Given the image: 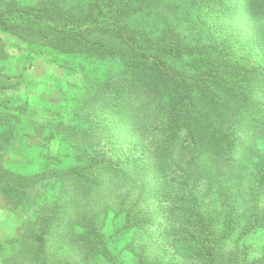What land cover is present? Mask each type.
Masks as SVG:
<instances>
[{
    "label": "rangeland",
    "instance_id": "obj_1",
    "mask_svg": "<svg viewBox=\"0 0 264 264\" xmlns=\"http://www.w3.org/2000/svg\"><path fill=\"white\" fill-rule=\"evenodd\" d=\"M95 1L0 0V6H58L80 13ZM151 9L146 20L134 18L133 27L149 26L148 19L158 17L182 45L202 49L198 56L167 57L191 79L195 65L199 71L219 49L262 69L252 80L230 73L219 77L223 82L247 78L242 85L249 92L243 97L210 82L211 93L196 92L200 113L236 136L234 163L219 158L220 136L215 139L198 125L197 151L184 134L171 140L168 134L177 121L169 120L172 94L160 93L155 80L138 81L143 85L138 105L129 98L130 104L119 105L114 94L127 93L136 84L129 82L133 74L119 58L60 52L42 45L34 31L11 34L0 26V113L13 116L9 127L0 125V171L37 179L16 206L0 192V264H17L26 248L23 227L49 217L50 206L58 203L50 236L69 232L83 243L95 236L90 233L95 225L107 243L106 253L75 264H141L142 258L148 264H201L182 242L185 233H193L179 214L189 182L198 184L205 204L236 201L240 217L250 214L257 174L264 168V0H156ZM149 80L161 100L150 95ZM98 156L109 164L95 168ZM74 169H82V178ZM86 174L92 180L88 189L80 187ZM259 207L264 213V188ZM218 228L223 229L222 223ZM55 244L48 250L50 258L60 249ZM243 251L249 262L264 264V226L248 235L242 226L236 228L224 255ZM66 256L65 263L71 264L72 256ZM54 262L60 264L58 258Z\"/></svg>",
    "mask_w": 264,
    "mask_h": 264
},
{
    "label": "trees",
    "instance_id": "obj_2",
    "mask_svg": "<svg viewBox=\"0 0 264 264\" xmlns=\"http://www.w3.org/2000/svg\"><path fill=\"white\" fill-rule=\"evenodd\" d=\"M197 1L191 0L193 4ZM155 3L156 0H96L85 12L80 13H73L58 6L33 9L7 3L0 6V26L11 34L20 35L21 31H34L42 45H48L60 52L87 53L103 59L108 56L119 58L133 74L129 82L136 83L128 87L127 93L114 94L119 105L130 104L126 101L127 98L131 99V104L138 105L141 102L140 86H143L139 83L140 80L144 77L155 80L154 88L159 89L160 93L172 94L169 104L172 108L168 110L169 120L173 123L172 118H177V121L173 123L168 134L172 137L171 140L184 134L185 142L193 151H197L195 126L198 125L209 136H214L215 139L220 136V143L216 147L219 158L227 165H232L237 150L236 136L224 132L213 119L200 113L196 104L198 103L196 92L211 93L212 83L226 85L235 94L243 97L249 92V89L242 85L247 82V78L242 81L238 77H230L229 82H223L219 77L230 73V76H249V80H252L254 76L262 73V69L245 63L242 58L238 60L234 55L232 59L219 49L217 56L214 54L213 58L203 60L204 64L199 71L195 65L197 74L195 79H191L190 73L171 65L167 57L180 59L184 54L198 56L202 49L182 45L174 29L162 28L158 17L148 19V22H152L149 26L132 25L134 18L139 20L142 17L146 20L144 15L150 17L151 8ZM149 81L152 84L149 88L150 95L160 98L157 95L158 91L153 88V81ZM195 85L200 87V90H194ZM103 86H105L103 89H106V84ZM12 119L13 116L0 113V125L9 127ZM98 158L99 160L93 164L95 168H104L109 164L107 158L101 156ZM120 165L124 166L122 163ZM80 171L82 169H74L73 174L82 178L83 174ZM63 175L66 176V173L59 174ZM86 176L88 177L80 183V187L88 189L92 180L89 174ZM192 180L197 181L193 177ZM36 182L37 179L20 178L0 171V192L7 200L13 199V206L23 200L27 188ZM197 187L198 184L189 182L180 198L183 209L179 214L193 230V233H185L182 242L189 244L201 264H253L248 261L246 251L224 255V249L239 226H242L244 235L264 226V213L259 207L261 191L264 188V168L257 174L256 190H253L250 214L247 218L240 217L236 201H223L220 207L205 204ZM59 208V203L51 205L50 211L47 212L49 217L46 218L45 215L35 225L23 227L22 237L26 242V248L17 264H55V258L59 259L60 264H66L65 259L68 258L66 255H71L73 258L71 264H75L87 262L100 251L106 253L105 237L95 225L94 230L90 231L95 236L87 237L83 243H79L69 232L50 236L49 234L53 233L50 227L53 228L52 225L59 217L56 215ZM220 208H223L221 215L218 214ZM220 223L223 225L222 230L218 228ZM54 243H56L54 247L60 249L50 258L48 250ZM141 264L148 263L142 258Z\"/></svg>",
    "mask_w": 264,
    "mask_h": 264
}]
</instances>
